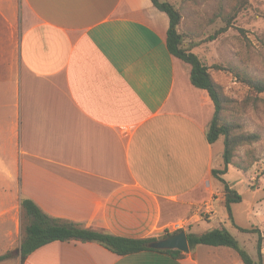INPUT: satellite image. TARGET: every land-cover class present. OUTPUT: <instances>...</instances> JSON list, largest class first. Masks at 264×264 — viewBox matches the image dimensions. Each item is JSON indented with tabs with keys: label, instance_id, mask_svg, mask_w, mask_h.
Segmentation results:
<instances>
[{
	"label": "crops",
	"instance_id": "1",
	"mask_svg": "<svg viewBox=\"0 0 264 264\" xmlns=\"http://www.w3.org/2000/svg\"><path fill=\"white\" fill-rule=\"evenodd\" d=\"M169 27L151 0H0V200L20 198V231L23 198L125 238L214 222L215 105L170 53ZM13 215L0 206V256L18 249ZM228 250L177 259L55 241L0 264H226Z\"/></svg>",
	"mask_w": 264,
	"mask_h": 264
},
{
	"label": "rangeland",
	"instance_id": "2",
	"mask_svg": "<svg viewBox=\"0 0 264 264\" xmlns=\"http://www.w3.org/2000/svg\"><path fill=\"white\" fill-rule=\"evenodd\" d=\"M180 9L182 20L180 33L183 46L195 53L207 67L222 89L224 96L223 120L231 128L234 137V157L228 173L222 177L242 196L240 203L232 205L234 223L229 220L224 200V184L213 175L216 189L215 210L203 219L212 222L193 229L194 233L204 234L208 230L227 228L251 257L264 264V94H258L237 78L241 72L257 80L264 81V0H248L238 5L237 0H168ZM220 14L229 15L232 27L212 39L225 22ZM215 65L225 71L212 69ZM257 135L255 141L246 137ZM224 136L216 142L218 154L217 170L224 169ZM9 175L15 178V187L20 192V168H9ZM14 208L13 217L17 218V250L12 256L20 255V244L24 237V226L20 231V198L0 200V206ZM212 209V208H211ZM211 218V219H210ZM191 226L183 230L187 233ZM239 228L252 232L245 233ZM173 229V226H172ZM172 232H175L172 230ZM166 230L156 237L161 239ZM262 238V255L258 254V241ZM229 251V252H228ZM225 255L226 264L242 261L237 251L229 248ZM220 262V261H219ZM222 264V263H217Z\"/></svg>",
	"mask_w": 264,
	"mask_h": 264
},
{
	"label": "trees",
	"instance_id": "3",
	"mask_svg": "<svg viewBox=\"0 0 264 264\" xmlns=\"http://www.w3.org/2000/svg\"><path fill=\"white\" fill-rule=\"evenodd\" d=\"M156 8L166 13L170 20L168 30V48L171 54L183 60L191 66V81L197 88L206 90L215 105V114L208 129V139L210 143H216L220 137L224 136L225 150L223 154L224 169L214 170L213 175L220 179L224 184V200L228 211L229 220L234 223L232 205L242 201L241 194L233 189L228 181L222 176L228 173L229 166L232 164L234 157V137L231 134V128L223 120V104L224 96L222 89L212 76L211 68L207 67L199 57L187 50L183 46V38L180 33V24L182 14L175 4L168 0H151ZM248 0H237L238 5H243ZM225 22V27L220 29L211 38L215 39L218 35L223 34L232 27V19L229 15L220 14ZM212 69L225 71L221 66L215 65ZM237 78L258 94H264V81L257 80L241 72H235ZM257 135H250L246 140L255 141ZM22 221L24 226V237L20 246V257L24 262L30 254L42 246L55 241L62 242H95L110 251L121 255H130L142 251H155L165 253L177 259L185 258L187 253L179 250H155L148 247V244L157 240L156 237L151 238H125L113 235L107 231L84 227L80 223L71 220L55 218L46 214L33 200L23 198L21 200ZM242 232L250 233L248 229L239 228ZM184 231L179 230L173 233H166L165 238L170 235ZM188 241L190 252H193L200 245L213 247H228L238 252L244 264H262V259L255 261L251 255L242 248L237 238L225 227L217 228L204 234H195L188 232ZM12 253L0 256V262L9 258ZM258 254L262 255V238L258 241Z\"/></svg>",
	"mask_w": 264,
	"mask_h": 264
},
{
	"label": "water",
	"instance_id": "4",
	"mask_svg": "<svg viewBox=\"0 0 264 264\" xmlns=\"http://www.w3.org/2000/svg\"><path fill=\"white\" fill-rule=\"evenodd\" d=\"M148 247L155 250H179L184 253H189L188 233L182 231L165 238L157 239L149 243Z\"/></svg>",
	"mask_w": 264,
	"mask_h": 264
},
{
	"label": "built area",
	"instance_id": "5",
	"mask_svg": "<svg viewBox=\"0 0 264 264\" xmlns=\"http://www.w3.org/2000/svg\"><path fill=\"white\" fill-rule=\"evenodd\" d=\"M212 213H213V210H211V212H209V214H212ZM183 228H184V224H182V223H176L175 225H173V229H172V227H170L168 229V231L169 232H172V230H174L176 232V231L182 230Z\"/></svg>",
	"mask_w": 264,
	"mask_h": 264
}]
</instances>
